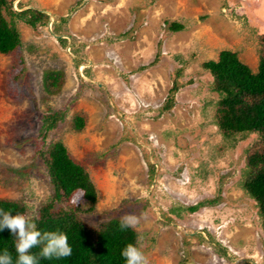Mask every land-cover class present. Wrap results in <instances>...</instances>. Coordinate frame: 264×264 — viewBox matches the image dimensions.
<instances>
[{"label": "rangeland", "instance_id": "obj_1", "mask_svg": "<svg viewBox=\"0 0 264 264\" xmlns=\"http://www.w3.org/2000/svg\"><path fill=\"white\" fill-rule=\"evenodd\" d=\"M24 10L45 20L13 18L20 46L0 54V200L35 219L52 196L41 153L60 142L96 189L92 211L78 193L69 203L87 229L133 214L148 264H264L257 207L242 188L262 139L222 135L219 96L201 66L229 50L256 71L264 0L10 3ZM48 71L61 74L51 95ZM53 113L63 117L43 136Z\"/></svg>", "mask_w": 264, "mask_h": 264}, {"label": "trees", "instance_id": "obj_2", "mask_svg": "<svg viewBox=\"0 0 264 264\" xmlns=\"http://www.w3.org/2000/svg\"><path fill=\"white\" fill-rule=\"evenodd\" d=\"M13 0H0V54L9 55L20 46L19 34L13 25V18L21 19L26 25L34 27L45 20L43 14L24 10L17 13L10 11ZM5 15L10 18L6 20ZM171 32L181 31L176 23L169 26ZM260 54L256 71L253 73L237 57L236 53L223 50L216 60L202 63V68L212 78V90L218 94L215 122L223 136L252 133L262 139L263 149L254 151L246 158V172L242 183L245 193L255 202L261 229L264 232V34L259 37ZM61 80L58 72H45L42 86L47 94L57 91ZM165 110L168 106L164 107ZM61 113H53L43 118L42 132L53 130L62 119ZM74 132L84 128L80 116L72 119ZM46 168L52 196L39 208L33 219L37 229L43 232H63L67 234L72 247V255L61 259H40L39 264H125L121 256L127 244L137 246L138 235L132 228L121 229V220L111 219L96 230L87 229L77 218V209L69 203L72 195L78 193L88 211H92L97 201V193L86 170L74 162L67 149L60 142H53L41 153ZM64 204V207L62 206ZM0 209L10 210L12 215L24 214L22 204L0 200ZM16 237L7 228L0 231V252L7 249L15 264ZM43 245L32 249L39 253Z\"/></svg>", "mask_w": 264, "mask_h": 264}, {"label": "clouds", "instance_id": "obj_3", "mask_svg": "<svg viewBox=\"0 0 264 264\" xmlns=\"http://www.w3.org/2000/svg\"><path fill=\"white\" fill-rule=\"evenodd\" d=\"M139 218L126 214L121 219L120 228H135ZM7 228L16 237L15 264H39L40 259H61L72 255L67 234L63 232H41L33 219L24 214L12 215L10 210L0 209V231ZM139 239V238H138ZM43 245L39 253L33 254L32 249ZM125 264H148V259L140 247L127 244L121 252ZM0 264H13L12 254L4 249L0 252Z\"/></svg>", "mask_w": 264, "mask_h": 264}]
</instances>
